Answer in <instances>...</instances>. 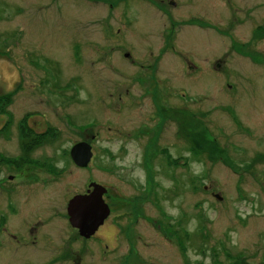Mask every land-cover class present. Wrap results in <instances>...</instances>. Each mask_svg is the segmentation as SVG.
Wrapping results in <instances>:
<instances>
[{"label": "rangeland", "instance_id": "rangeland-1", "mask_svg": "<svg viewBox=\"0 0 264 264\" xmlns=\"http://www.w3.org/2000/svg\"><path fill=\"white\" fill-rule=\"evenodd\" d=\"M0 55V264H264V0H0Z\"/></svg>", "mask_w": 264, "mask_h": 264}, {"label": "water", "instance_id": "water-1", "mask_svg": "<svg viewBox=\"0 0 264 264\" xmlns=\"http://www.w3.org/2000/svg\"><path fill=\"white\" fill-rule=\"evenodd\" d=\"M92 156V145L87 141L79 142L71 149L72 160L79 167H87ZM90 188L88 194L73 197L67 209L71 225L85 238L92 237L111 214L110 205L104 199L107 188L95 182Z\"/></svg>", "mask_w": 264, "mask_h": 264}, {"label": "trees", "instance_id": "trees-1", "mask_svg": "<svg viewBox=\"0 0 264 264\" xmlns=\"http://www.w3.org/2000/svg\"><path fill=\"white\" fill-rule=\"evenodd\" d=\"M15 93L14 92H9V93H6V94H3V95H0V105L1 104H5V107L7 104H9L12 100V98L14 97ZM2 114H5L7 117H8V120L10 121L11 123V119H12V116L10 114V112L6 111L5 108H2ZM29 118V117H28ZM23 132H24V135L26 136L27 140H24L23 141V150H24V158L22 159H19V160H14L12 161V163L14 165L16 164H20V162H31L30 158H29V153H32L33 151V148H36L35 146H38V143L42 144L43 143H47L48 141L47 140H44L46 138L47 135H36L33 133L32 129L28 126V123L27 121H25L23 127ZM52 132L51 133H48L49 135H51L53 137V140L55 138H57V134H55L54 132V129H52ZM2 132V130L0 131ZM32 138V139H30ZM51 138V137H50ZM41 139V141H39ZM165 155L166 157L168 158V160L173 163L174 161H172V158L169 156V154H167V152H165ZM4 157H1L0 156V159H3ZM1 161V160H0ZM176 163V162H175ZM22 164V163H21ZM21 164L19 166H17V168H22L21 167Z\"/></svg>", "mask_w": 264, "mask_h": 264}, {"label": "flooded vegetation", "instance_id": "flooded-vegetation-1", "mask_svg": "<svg viewBox=\"0 0 264 264\" xmlns=\"http://www.w3.org/2000/svg\"><path fill=\"white\" fill-rule=\"evenodd\" d=\"M0 56H4V55H0ZM13 92V91H12ZM9 93V92H8ZM4 94H6V93H4ZM0 95H3V94H0ZM156 93H153V98L154 97H156ZM157 98H155V99H153V101H154V103H155V105H156V100ZM159 105V104H158ZM28 126L32 129V131H33V133L34 134H36V135H45V133H46V130H44L43 132H37L36 130H34L31 126H30V124L28 123ZM49 127V126H48ZM56 130V129H55ZM83 132H85V138H84V140L83 141H87V142H89L90 144H92L95 140H96V138H97V134L96 135H94V134H90V132H89V129H84L83 130ZM139 133V132H138ZM111 212H112V210H111ZM2 219V218H1ZM106 222V221H105ZM105 222H104V224L102 225V226H100L99 227V229L96 231V233L92 236V237H90V238H85V237H83V236H81L80 235V232H79V230L78 229H76V228H74L72 225H71V223H70V226H71V228L73 229V230H76V233L79 235V236H81L82 238H84V239H86V240H89V239H99V240H102L101 241V243L100 244H107V241L109 242V243H111L110 241H109V239L108 238H101V237H99L98 235H99V232H100V230L104 227V225H105ZM28 232H29V234H27V235H25V234H23L22 236L24 237V238H30V237H33V239H36L37 237L36 236H34L35 234H36V232L33 230V228L32 229H29L28 230ZM25 233H26V229H25ZM25 235V236H24ZM96 235V236H95ZM15 236V234H13L12 235V237H14ZM100 247V245H98V248ZM105 247H107L106 245H105ZM110 247V246H109ZM109 247H107V248H109ZM70 250H71V252L72 251H74V249H72V248H70ZM75 257V256H74ZM72 261L73 262H75L74 264H88V263H84L85 262V259H84V256H83V254L82 255H77L75 258H72Z\"/></svg>", "mask_w": 264, "mask_h": 264}]
</instances>
